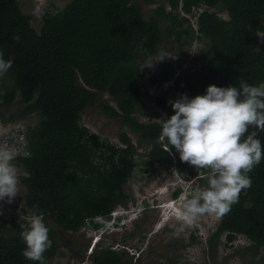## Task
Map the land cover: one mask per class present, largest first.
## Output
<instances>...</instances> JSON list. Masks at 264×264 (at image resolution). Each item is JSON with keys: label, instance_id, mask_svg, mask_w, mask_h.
Wrapping results in <instances>:
<instances>
[{"label": "trees", "instance_id": "16d2710c", "mask_svg": "<svg viewBox=\"0 0 264 264\" xmlns=\"http://www.w3.org/2000/svg\"><path fill=\"white\" fill-rule=\"evenodd\" d=\"M198 7L194 30L190 14ZM222 11L227 18L218 15ZM30 19L18 0H0V52L13 61L0 77V108L16 106L8 120L39 118L6 141L20 170L22 206L29 216H42L50 229L52 246L44 255L51 264L60 254V231L98 228L95 218L127 206L130 195L124 185L133 176H156L163 168L207 184L206 172L197 174L174 148L165 150L158 143L160 122L136 118L146 108L137 65L163 42L182 46L192 37L205 40V48L192 55L184 71L174 74L171 62L164 60L155 71L148 70L154 92L169 83L165 95L154 97L164 119L173 113L170 101L181 93L191 97L203 94L209 84L264 81L259 36L264 32V0H161L147 18L134 0H69L54 13H43L38 29ZM185 54L180 51L179 60L185 61ZM104 94L108 100L101 98ZM97 100L104 115L119 118L137 136L143 153L125 131L115 144L81 124L82 110ZM259 138L264 142V133ZM248 175L251 186L219 217L207 245L212 253L222 234L227 241L242 235L249 245L236 252L261 256L264 264V160ZM18 216L10 219L11 233H0V264H34L22 255L20 234L28 222ZM190 240L195 241L192 233ZM88 257L90 264H134L125 250L110 246L95 248Z\"/></svg>", "mask_w": 264, "mask_h": 264}, {"label": "clouds", "instance_id": "9594fccd", "mask_svg": "<svg viewBox=\"0 0 264 264\" xmlns=\"http://www.w3.org/2000/svg\"><path fill=\"white\" fill-rule=\"evenodd\" d=\"M165 57L168 56L147 57L137 65V72L153 68ZM12 64V59L5 60L0 52V77L8 73ZM170 105L173 113L158 120L161 128L158 143L165 150L174 148L180 161L193 166L197 174L206 172L207 186L192 194L196 179L172 170L175 179L159 187L163 191H155L157 194L151 205L162 208L156 223L158 228L177 218L181 222L178 231L190 224L198 229L195 222L200 216L222 217L231 210L241 191L251 186L248 173L264 160V142L259 138L260 133H264V81L255 85L244 80H239L237 85L209 84L203 94L190 97L181 93ZM14 153V150L0 148V201L7 203L12 202L19 190ZM160 196L166 201L156 202ZM149 208V202L142 199L136 212L142 215ZM128 210L131 212V208L118 206L108 217L94 220L99 222L103 217L101 226L119 228L130 217L132 219V214L127 215ZM49 231L42 216L30 219L27 229L20 234L25 244L22 251L25 259L34 264H46L44 254L52 246Z\"/></svg>", "mask_w": 264, "mask_h": 264}, {"label": "rangeland", "instance_id": "374dc122", "mask_svg": "<svg viewBox=\"0 0 264 264\" xmlns=\"http://www.w3.org/2000/svg\"><path fill=\"white\" fill-rule=\"evenodd\" d=\"M23 13L31 16L30 24L38 29L40 25V17L45 12L54 13L61 9L69 0H18ZM139 4L144 17L151 14V10L158 5L161 0H134ZM202 7L195 8L190 14V22L195 30V17ZM211 10L215 11V8ZM218 15L227 18L224 11L218 12ZM261 47L264 48V32L259 34ZM173 40V36L170 37ZM205 48V40L192 37L189 43L179 46L175 41L163 42L158 48L156 54L151 56L159 59L161 55H167L164 61L171 62V70L174 74L184 71L190 65V58L195 53ZM184 51L187 56L185 61L178 58L179 52ZM143 62V61H142ZM141 63L138 62V64ZM153 68H144L138 76V85L143 92L142 100L146 108L142 112L135 114L140 121H158L164 119L165 112L154 103V97L157 94L165 95L163 88L168 82H163L157 89L153 91L155 83L151 81L148 70L155 71ZM101 98L107 99L104 94ZM95 105L85 107L81 112V124L86 126L92 132L96 133L101 139L119 144L118 134L121 131L127 132L132 142L135 144L138 152L143 153L145 148L138 144L137 136L130 132L126 127L121 125L119 118H110L103 114L101 109ZM111 103V102H110ZM16 106L5 111L0 108V148H8L13 151V147L7 144L8 137L16 129L21 131L27 127L37 124L39 118L36 115H29L23 119L8 120L11 111ZM159 122V121H158ZM20 170L18 169V175ZM175 173L170 169L159 168L158 175L145 177L135 175L124 185V191L130 195L126 209L127 215L131 217L126 220L124 225L119 228H108L103 226L98 228L84 227L76 233L60 231V254L50 260L51 264H90L88 257L90 252L95 248L110 246L115 249H123L131 256L134 264H262L259 260L261 256L251 257L250 252L237 250L249 245V242L241 236H236L232 241H227L222 235L216 242L211 253L207 240L210 232L215 229L219 222V217L215 215L200 216L195 224L186 225L182 230L181 222L175 218L168 221L163 227L158 228L157 220L161 207H152L153 198L157 193L155 191L162 190L166 182L175 179ZM207 184L199 181L193 182L192 194L199 190L205 189ZM18 194L11 203L0 201V233H11L12 227L10 219L14 216L21 215L27 222L32 218L22 206V193L24 188L19 184ZM142 199H146L150 208L142 215L136 212V208L140 206ZM166 201V198L160 196L156 202ZM183 203V202H182ZM152 204V205H151ZM182 207V204H181ZM18 216V217H21ZM171 217V216H170ZM99 224L103 221V217L99 218ZM101 221V222H100ZM108 225V223H107ZM193 234L195 241L190 240V234ZM98 238V240H96Z\"/></svg>", "mask_w": 264, "mask_h": 264}]
</instances>
